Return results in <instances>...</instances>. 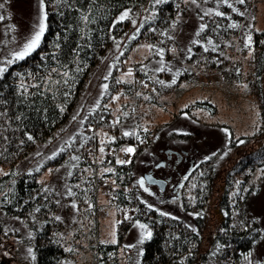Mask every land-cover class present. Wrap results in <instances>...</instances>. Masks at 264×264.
I'll return each mask as SVG.
<instances>
[{
    "label": "trees",
    "instance_id": "16d2710c",
    "mask_svg": "<svg viewBox=\"0 0 264 264\" xmlns=\"http://www.w3.org/2000/svg\"><path fill=\"white\" fill-rule=\"evenodd\" d=\"M43 2L47 27L40 46L25 60L12 64L0 77V165L6 168L0 173V216L23 220L29 232L24 242L30 245L34 257L31 264H60L70 255L66 242L59 237V224L49 221V213L57 203L56 191L52 188L50 192L43 186L41 175L49 168L67 164L70 175L67 182L73 189L70 197L75 194L78 207L90 203L82 212L92 215L83 127L103 116L124 119L128 105H136L133 107L137 118L135 128L126 132L123 127H117L104 144L116 148L126 143L139 145L127 163H117L106 172L112 180L126 185V189L115 188L110 199L118 205H139L143 211L139 218L151 233L150 238L140 243L136 261L131 259L130 263L205 264L210 256L215 264H234V258L254 245L259 231L245 201L254 192L253 170L264 165V31L253 32L252 66L247 77L259 102L261 130L256 138L245 135L235 139L230 133L224 147L226 155L218 154L221 146L214 151L196 146L185 150L187 156L192 154L195 163L180 182L178 199L183 213L194 212V217L188 220L146 210L138 199L134 168L138 155L154 145V136L160 128L152 112L154 106L160 105L157 96L180 94L185 89L183 85L180 87L181 83L197 84L199 76L194 68L212 71L215 57L220 56L227 40H233L245 20L249 0L243 4L236 0H227V4L222 0H196L205 9L195 7L194 18L199 24L191 29L193 34L187 49L182 47L180 37L187 34L185 22L190 17L182 0H165L158 5L155 0ZM125 12L128 18L120 20ZM216 12L224 15L217 16ZM201 24L207 25L202 32ZM233 24L238 26L229 27ZM140 41L149 43L152 50L137 64L133 79L128 76L121 82L120 106L113 110V104L107 102H111L119 85L117 66L123 54ZM102 59L107 63L98 79L102 91L98 99L91 94L90 100L86 94L87 82ZM234 66L222 71L227 81L242 79L238 74L234 76ZM143 78L150 80L148 85L142 84ZM195 105L215 111L208 101ZM189 138V134L180 132H171L167 137L174 141ZM201 141L196 138L197 143ZM79 180L82 187L77 188L74 184ZM190 183L193 196L187 199L184 190ZM5 226L0 218V264H13L18 260L17 232ZM94 232L95 228H90L87 241L92 258L96 255L99 264H118L122 235L116 242H94ZM109 252L113 253L112 258Z\"/></svg>",
    "mask_w": 264,
    "mask_h": 264
},
{
    "label": "rangeland",
    "instance_id": "374dc122",
    "mask_svg": "<svg viewBox=\"0 0 264 264\" xmlns=\"http://www.w3.org/2000/svg\"><path fill=\"white\" fill-rule=\"evenodd\" d=\"M182 1L186 2V12H188L187 15L190 17L185 22L187 23V28L185 29L187 34L180 37L184 43L182 47L187 49L188 46L186 44L189 37L193 34L191 29L196 28L199 24L194 18L196 16L194 14L195 7L198 6L202 10L205 8L203 3L199 6L197 3H191V0ZM41 15L40 0H0V17H3V19H0V62L10 59L11 54L19 50L35 30ZM254 31H264V0H249V8L245 20L240 25L233 40H227L220 56L215 57L212 71L194 68L199 76L197 84L193 86L181 83L180 87L183 85L185 89L180 94L170 92L169 94H159L157 96L160 99V105L154 106L152 112H155L160 128L154 136V145L149 149H144L138 155L134 168L138 199L143 201L146 210L153 209L158 213H164L172 217L183 216L188 220H191V217L195 215L194 212H190V215L183 213L180 201L174 195L171 186L159 190L157 186H151L144 181L143 174L147 171H152L154 175L160 178L167 179L169 177L170 182H175L178 178L177 172L181 173L185 170L187 162L185 164L177 163L174 167L176 156L173 155L168 159L164 153L166 148L182 152V150L188 151L196 146L199 149L214 151L215 148L221 146L218 154L224 155L226 153L224 147L228 142L227 139L230 133L235 139L245 135L248 138H256L258 136L261 130L260 106L257 96L252 91L247 80L250 75L249 69L252 66L251 50ZM249 36L251 37L250 44H248ZM171 46L175 48L174 45ZM151 50L149 43L140 41L127 54H123L121 57L120 64L116 69L119 85L112 94L111 102L109 100L107 102L108 105L113 104V110H117L118 106H120L121 91L123 89L121 82L126 80L128 76L133 79L137 64L149 56ZM104 60L106 59L98 62L87 82L86 94L90 100L92 96L94 99H98L102 91V85H99L101 81L99 82L98 79L101 78L107 68V63L104 64ZM222 62H224L223 65ZM234 64V76L238 74L242 79L235 82L234 80L227 81V78L222 75V71ZM142 84L148 85L145 78H143ZM202 101L210 102L214 106L215 111L211 112L195 105ZM134 106L136 105L127 106L125 111V113L127 112V117L124 119L111 115L108 116L112 120L109 125H103L101 118H99L85 124L83 127V131L86 134L83 145L85 156L88 150L85 143L90 138L85 127L90 124L96 125V135L93 143L96 150L93 157L96 166L94 167L85 162L89 168L88 173L92 189V215L82 212L87 207H90V203L87 206L82 204L78 207L76 203L79 199L73 197L75 194L72 198L70 197L73 194V189L71 184L67 182L70 176L68 175L67 164L57 168H49L41 175L43 186L48 188L50 192L52 188L56 191L54 194L57 203L55 209L49 213V221H57L59 224V237L62 238L64 243L66 242L65 248L66 250L68 249L70 254H68V259L63 260L60 264H99L96 255L92 258L88 249L89 243H87L90 235L89 230L93 227L95 228L94 242H98V240L116 242L118 236L122 235L117 255L118 264H131V259L136 261L141 240L149 233V228L143 222L144 220L139 218V214L143 213L142 209L135 203L119 205L114 203L110 199L113 192L109 195L103 194L95 181V178L98 177L104 181H113L115 183L114 189L125 185L112 180L106 172L119 163L118 161H123L120 158V151L123 148H133V152H135L139 145L137 143H126V145L118 148L113 146L106 147L104 140L117 127H121V129L123 127L126 132L129 128H135L136 112L130 110ZM179 111L181 112L175 115ZM171 132L189 134L191 138L182 141L167 139ZM196 138H201L202 141L197 143ZM252 142L255 143V139ZM254 143L251 144L252 147ZM256 145L255 143L254 146ZM110 147L114 148L115 155L108 162L107 156L109 151H111ZM133 152L129 153L125 163L130 160ZM188 156L192 157V154ZM160 160H168V163L155 167V164ZM93 168H95V173ZM5 169L3 165H0V173L5 171ZM198 175L199 172L197 171L196 177ZM252 175L251 183L253 184L254 192L247 196L245 207L257 221L259 231L254 245L249 250L242 252L239 257L234 258V264H264V165L256 167ZM80 180L77 184H74L77 188L82 187ZM141 180L144 181L143 185L139 183ZM192 186L190 183L184 190L187 199L193 196L190 190ZM49 194L51 195L52 193ZM149 205L152 207L149 208ZM0 218L6 223V228L13 227L17 232L18 260L13 264H31L33 252L30 245L24 242L25 236H28L29 232L23 220L5 216H0ZM141 225L146 227L141 228ZM29 249H31V253ZM231 249H234L233 246H231ZM249 253H251L250 256ZM205 264L215 263L209 256Z\"/></svg>",
    "mask_w": 264,
    "mask_h": 264
},
{
    "label": "snow or ice",
    "instance_id": "6c2138e0",
    "mask_svg": "<svg viewBox=\"0 0 264 264\" xmlns=\"http://www.w3.org/2000/svg\"><path fill=\"white\" fill-rule=\"evenodd\" d=\"M41 2V11H42V15L39 19V22L37 24V26L35 27V30L33 31V33L30 35L29 38L26 39V41L22 44V46L19 48V50L13 52L11 54V58L10 59H7L3 62H0V77H3V75L5 73L8 72V69L9 67L14 64L15 62L17 61H22V60H25L28 56H30L34 51H36V49L40 46L41 42H42V38L45 34V31H46V19H47V12H44L43 11V8H44V3H43V0H40ZM165 0H155V3L158 5V4H161V3H164ZM196 0H192V3H195ZM223 3L227 4V0H222ZM237 3L239 4H243L245 2V0H236ZM229 7H232L231 5H228ZM233 11H236L235 8H232ZM215 15L217 16H223L224 13L222 12H216ZM128 18V12H125L123 13L121 16H120V20H124V19H127ZM0 19H3V17H0ZM201 19H203V17H201ZM238 25H229V27H237ZM207 27V25H204V24H201L200 25V32H202L205 28ZM200 32H197V35L200 34ZM134 38V37H133ZM199 41H194V43H198ZM209 43H211V41H209ZM251 43V37L249 36L248 37V44ZM248 46V45H246ZM208 49L206 48L205 51H207ZM162 51L161 50V54H162ZM159 70H163V68L159 69ZM161 83H163L161 81ZM173 83H175V80H173ZM105 88H107V85L104 86ZM226 131V130H225ZM124 135H129V133H125ZM29 139H31V137H29ZM240 143H243V141H240ZM102 151V149H101ZM127 152L131 153L134 151L133 148H128L126 149ZM227 153H225L226 155ZM208 159V158H206ZM119 163H125V161H118ZM185 179H187V177H185ZM141 185H143L144 181L141 180L139 182ZM145 191H147V189H145ZM71 194V193H69ZM235 195V193H234ZM149 208H151L152 206L149 205L148 206ZM162 215H166L164 213H162ZM57 219H59V217H57ZM146 226L144 225H141V228H144ZM151 236V233H147V237L145 238H150ZM115 242V241H113ZM143 242V239L141 240V243ZM29 252L31 253V249H29ZM251 255V253H249V256ZM34 258V257H33ZM247 258V257H246Z\"/></svg>",
    "mask_w": 264,
    "mask_h": 264
},
{
    "label": "built area",
    "instance_id": "2783aa9c",
    "mask_svg": "<svg viewBox=\"0 0 264 264\" xmlns=\"http://www.w3.org/2000/svg\"><path fill=\"white\" fill-rule=\"evenodd\" d=\"M145 81L149 84L150 80L149 79H145ZM131 111H135L134 108L132 107L130 109ZM111 121L110 118L108 116H103L101 117V123L103 125H109L111 124ZM95 127L96 125H87L85 127V130L87 132V134L89 135V140H87V142L85 143L86 146H87V154L85 155V162L87 164H90V165H93L94 167L96 166V163H95V160L93 159V157L95 156V153H96V150L93 146V143H94V138H95ZM148 134H152V130H148ZM111 151H109V155L107 156L108 157V162L112 160V156L115 155V150L114 148H109ZM129 157V152L126 151V148H123L121 151H120V158L123 160V161H126ZM94 169V173H95V168ZM95 181H96V185L99 186V188L101 189L102 193L105 194V195H109L111 194V192H113V189H114V182L113 181H104L102 180V178L98 177V178H95ZM122 189H125V185H122L120 186ZM108 256L109 257H113V253L112 252H109L108 253Z\"/></svg>",
    "mask_w": 264,
    "mask_h": 264
},
{
    "label": "flooded vegetation",
    "instance_id": "af4514ba",
    "mask_svg": "<svg viewBox=\"0 0 264 264\" xmlns=\"http://www.w3.org/2000/svg\"><path fill=\"white\" fill-rule=\"evenodd\" d=\"M164 153L168 159L170 157H172L173 155L176 156V161H174V164H173L174 167L177 165V163H184L185 164L187 162V166L185 167V170L181 173L177 172V174H180L182 176H178V178L175 182H173V181L170 182L169 177L167 179H165L166 180L165 188L167 186H169V187L171 186L172 190L174 192V195L176 196V198H178L180 182L184 178L183 176L187 175L191 171L193 164H194V157L193 156L192 157L187 156V153L184 150H182V152H177V150L171 149V148H166L164 150ZM167 163H168V160H165L164 165H166ZM151 173H152V171H151ZM152 174L154 175V173H152ZM154 176H156V175H154ZM156 177H158V176H156ZM151 186H156V185L152 184Z\"/></svg>",
    "mask_w": 264,
    "mask_h": 264
},
{
    "label": "water",
    "instance_id": "95a60500",
    "mask_svg": "<svg viewBox=\"0 0 264 264\" xmlns=\"http://www.w3.org/2000/svg\"><path fill=\"white\" fill-rule=\"evenodd\" d=\"M165 160H160L155 164V167L163 166ZM144 181L148 184L156 185L159 190H163L166 185V180L160 177L154 176L150 171H147L143 174Z\"/></svg>",
    "mask_w": 264,
    "mask_h": 264
}]
</instances>
